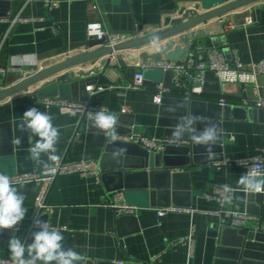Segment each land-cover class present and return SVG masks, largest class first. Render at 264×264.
Returning a JSON list of instances; mask_svg holds the SVG:
<instances>
[{"label":"crops","instance_id":"obj_1","mask_svg":"<svg viewBox=\"0 0 264 264\" xmlns=\"http://www.w3.org/2000/svg\"><path fill=\"white\" fill-rule=\"evenodd\" d=\"M59 1L58 7L49 10L44 0H0V19L15 18L18 15L30 17L26 23L16 22L12 28L7 21H0V67L10 65L15 60H23L21 71L0 74V89L20 80L28 72L64 59L66 54L74 55L90 48L86 34L88 21L101 20L109 30L133 35L136 32L165 29V19L178 16L177 12L182 6H199V12H204L233 0ZM94 4L98 6L96 10ZM223 19V26L232 21L240 26L223 32L216 30L204 36H219L216 48L223 51L231 66L235 65L234 53L244 64L263 58L264 2L225 14ZM248 19L251 23L244 24ZM209 23L210 27L220 29L216 21ZM205 26L199 25L192 30L200 32L207 28ZM163 43L115 52L111 66L101 74L92 73L89 77L97 78L98 83L88 86L102 84L114 87L91 96L89 92L90 101L107 107L117 117L125 115L123 125L131 121L132 130L146 136H167V127L163 122L167 115L162 114V104L155 103L152 94L158 83L169 82L170 78L159 69H145L142 90L126 91L123 94L119 92L133 80L137 64L141 61L138 55L143 51L158 52ZM206 51L202 38L197 48L192 49L187 56L192 55L203 61L206 59ZM97 62H87L75 68L89 70ZM54 78L35 86L33 93L36 94L41 86ZM185 97L173 93L167 98L171 99L169 105L174 107V100ZM199 97L218 102L225 98L233 108L226 119L204 123V128L215 125L220 132V138L213 146L215 157L208 159L205 147L201 146L195 155L191 153L188 165L177 168L164 165L144 167L140 148L118 142L108 143L87 116L66 114L56 106L48 107L34 102L28 93H17L0 101V173L43 170L29 158L27 151L39 137L20 129L23 113L36 107L52 115L53 124L59 128L57 154L61 159L103 160L107 168L100 182L94 175L76 174L59 176L53 182L47 197L49 207L40 219L62 232L66 248L84 254L87 257L86 264H214L217 261L222 226L211 212L219 210L221 206L216 200L208 199L205 192L214 184L237 187L238 179L246 169L236 164L225 165L224 162L252 158L264 150L263 115L260 111L257 116L244 111V108L256 110V101L264 100V74H259L252 84H221L210 73L206 76L204 92ZM122 105L128 107L127 112H122ZM17 137L21 139L19 145L14 143ZM183 144L188 145V142ZM117 148L126 149V152L114 157L113 152ZM42 159L46 160L47 157L42 156ZM119 164H142L143 167L124 168L130 173L128 176L112 174V170L115 171ZM174 175L177 177L174 178ZM120 183L125 187L117 189ZM15 186L25 196L27 215L12 232L10 229L0 230L1 258H9L7 245L13 235L31 242V233L36 230L33 229L34 199L38 186L34 183ZM118 190L124 191L130 204L137 205L138 210L134 214L117 216L107 205L112 194ZM260 194L261 197L256 198L237 191L235 197L241 210L259 218L248 222L247 227H261L264 233V193ZM169 206L187 207L195 212L158 215V207ZM192 228L195 229L192 253L187 244L173 248L171 244L187 237ZM228 253L229 249H226L223 255ZM158 255L160 257L154 260Z\"/></svg>","mask_w":264,"mask_h":264},{"label":"water","instance_id":"obj_2","mask_svg":"<svg viewBox=\"0 0 264 264\" xmlns=\"http://www.w3.org/2000/svg\"><path fill=\"white\" fill-rule=\"evenodd\" d=\"M259 2H264V0H233L204 12H199V6H194L192 8L182 6L177 12L178 16H168L165 19V29L160 28L156 31H147L140 36H136L114 46L106 45L105 40L92 39L89 42L90 48L84 52L67 56L64 59L49 64L37 71L28 72L15 83L1 88L0 101L17 93L26 91L29 88L40 85L53 76H55L54 80L41 86L36 91V95L40 97L60 95L62 97L73 98L74 100H90L87 86L89 84L98 83V79H92L89 77H91L92 73L101 74L105 68L111 66V58L115 52L140 49L153 43L164 42L163 45L160 46L158 52L143 51L138 57L141 58L142 61H147L148 59H160L163 56L166 59L183 60L192 49L197 48V44L202 38L207 49L218 46L217 41L219 36L207 38L204 36L205 34H210L216 30L220 32V29L217 27L212 26L203 31L201 30L200 32L192 29L225 14ZM92 61L98 62L89 70H77L75 68L78 65ZM163 73H165L167 78H170L169 82H164L165 85L170 86L173 74L171 72ZM210 73L214 74L212 71H208L206 76ZM169 102H171V99L165 98L161 105V109L162 114L167 115V118H165L163 122L167 127L166 135L170 138L172 137V129L174 126L186 115L199 118L195 125L197 131H199L204 128L205 122H218L221 119H226L228 113L231 112L233 108L230 103L223 106L218 101L214 100L201 97H185L174 100V108L176 110L169 111V108L171 107ZM244 111L248 113L251 112L254 116H257L260 111L264 118V111L261 109L256 108L255 110L244 108ZM124 118L125 115L123 114L118 117L116 127L118 136L132 131L133 123L131 121H126L124 126ZM182 140L188 142V145L180 144L167 146L163 151L158 153L148 152L146 149L135 143L124 142L119 139H117L116 142L135 145L140 148L139 153L143 154L142 158L144 160V167L145 165L148 167H162L164 165L165 167L176 166L178 168L180 166L188 165L191 162V153L195 155L198 148L201 147L192 142L190 135L185 136ZM103 162V160L100 162L103 172L102 177H104V171L107 170V168L104 167ZM142 164L139 166H136V164H134V166L130 164L126 166L125 164H119L116 165L115 169L113 168L115 171L112 170V174L117 173L128 176L130 173L123 170L124 168L126 169L130 166L131 168L132 166L137 168L143 167ZM116 169H118V171H116ZM167 172L170 173L169 170ZM173 177L176 178L177 175H174ZM117 187H119L117 189H121L124 188L125 185L120 183ZM253 196L260 198L261 194L257 193L251 195V197ZM14 228L16 229L17 226ZM10 231L12 232L13 229H10ZM219 236L220 241L217 252V261H215L214 264H264V233L261 227L259 229L246 227L245 229L238 230L229 226H223ZM226 249H229V253L223 255V252ZM110 264L113 263L111 262Z\"/></svg>","mask_w":264,"mask_h":264},{"label":"built area","instance_id":"obj_3","mask_svg":"<svg viewBox=\"0 0 264 264\" xmlns=\"http://www.w3.org/2000/svg\"><path fill=\"white\" fill-rule=\"evenodd\" d=\"M47 8L49 10L56 8L59 6V0H44ZM93 7H98L97 4H94ZM224 15L211 20L216 21L220 25V32L227 31L228 29H234L240 26L236 22H230L223 26L225 23V19H223ZM7 21L9 23L10 28L16 22H25L30 20V17L26 16H16L15 18H5L0 19V21ZM251 20L248 19L244 24H250ZM203 25V24H202ZM205 27H210L209 21L204 23ZM9 28V29H10ZM206 29V28H205ZM86 34L88 40L97 39V40H105L106 45L114 46L123 41L129 40L136 36H140L143 33L136 32L133 35L114 32L109 30L105 23L101 20H92L88 21L86 25ZM70 56L66 54V57ZM234 62L235 65L231 66L229 60L224 55L223 51L219 50L216 47L208 48L206 51V59L199 60L195 56L189 55L183 60H172L166 59L164 56L160 59H148L147 61H141L137 64L136 71L134 74L133 80L128 83L124 90L120 91V94H123L126 91H139L142 90L145 84V69H159L163 72H171L173 74L171 79V85L167 86L164 82H160L156 85L155 90L153 92V101L157 104H162L164 99L170 96L173 93H179L181 95H185L186 97H199L204 92V85L206 80V73L208 71H212L216 78L219 80L221 84L228 83H242V84H252L256 82V78L259 74H264V56L258 61L251 62V64H244L234 53ZM52 61V60H49ZM23 63V60H15L12 64L0 67V74L7 75L10 72L21 71L20 64ZM33 88H29L25 93L30 94V97L34 102L43 104L45 106H56L60 109L61 112L72 115H83L89 116L91 113L103 108L110 112V110L105 106H100L97 104H93L90 100H74L73 98L62 97L60 95L53 96H38L33 93ZM107 89H114L113 86H105L102 84L90 85L87 86V90L91 95H95L101 91ZM221 105L229 104L225 98H221L219 100ZM245 104L249 105L247 102ZM256 108L264 111V100L259 99L255 103ZM128 107L126 105H122V112H127ZM31 134V133H30ZM118 139L124 142L135 143L146 149L148 152H161L163 151L167 145H180L185 143V141H173L170 137H159V136H146L142 133H139L135 130L127 134H122L118 136ZM225 165H240L243 166L246 171L249 167L257 166L264 167V150L262 152L252 158H242L233 161H225ZM102 169L100 166V161L98 160H81V161H72L66 159H60L58 164L55 167L54 172H46L44 170L38 172H19L14 174H7L12 178L15 185H21L25 183H34L37 184L38 189L34 199V209H35V218L41 217L44 214L46 209L49 207L47 202V197L50 191V188L59 176L65 175H94L97 177L98 182L101 181L102 178ZM222 185L224 184H214L208 191L205 192V196L208 199L216 200L221 208L217 211L211 212L212 215L218 218L219 225L229 226L231 228H235L238 230L244 229L247 227L248 222L258 220V216L243 211L239 207L236 201V197L234 194V198L231 203L225 202L222 200ZM109 207H111L117 216L120 215H132L137 210V205L130 204L125 196L123 190H118L112 194L111 199L107 203ZM168 212H187L192 213L195 210L180 207V206H169L164 208L157 209V213L159 216H163ZM41 220V219H40ZM33 229L34 223H33ZM195 237V229L192 228L191 233L185 237L180 238L176 242H173L171 245L173 248L178 247L182 244H187L190 246V252L192 253V248ZM160 256H155L154 260L158 259ZM0 260L8 261L9 258H1Z\"/></svg>","mask_w":264,"mask_h":264},{"label":"clouds","instance_id":"obj_4","mask_svg":"<svg viewBox=\"0 0 264 264\" xmlns=\"http://www.w3.org/2000/svg\"><path fill=\"white\" fill-rule=\"evenodd\" d=\"M170 107L169 111H175ZM89 119L99 132L103 133L107 142L115 144L118 139L116 131L118 117L114 112H108L101 108L91 113ZM199 118L186 115L172 129L173 141H180L189 136L196 145L204 146L208 159L215 157L213 146L220 138V132L215 125H209L197 131L195 125ZM21 131H29L39 137L27 151L29 158L46 172H54L61 159L57 154V144L60 139V131L53 124V116L47 112H41L36 107L27 109L21 117ZM14 143L19 145L21 139L17 137ZM126 152V149L117 148L113 152L118 157ZM42 156L47 159L43 160ZM222 187V200L228 203L234 198L237 191L246 196L264 193V167H249L241 174L237 187L224 184ZM25 196L15 186L10 176L0 173V230L13 229L19 225L27 215L24 207ZM34 228L30 240L21 239L15 235L8 241L9 260H0V264H86L87 257L74 250L66 248L62 232L52 227L47 221L34 218Z\"/></svg>","mask_w":264,"mask_h":264}]
</instances>
